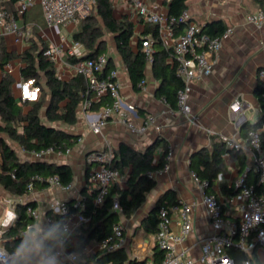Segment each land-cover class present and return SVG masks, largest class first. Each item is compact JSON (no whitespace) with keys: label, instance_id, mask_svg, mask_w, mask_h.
<instances>
[{"label":"crops","instance_id":"1","mask_svg":"<svg viewBox=\"0 0 264 264\" xmlns=\"http://www.w3.org/2000/svg\"><path fill=\"white\" fill-rule=\"evenodd\" d=\"M17 0H5L10 11H13ZM125 0H113L114 15L120 18L127 15L135 25V33L141 31L142 25L135 9V3L131 0L127 9L117 16L115 4ZM155 12L167 14L163 0H141ZM187 11L190 19L199 25L222 20L227 25L226 32L222 35V47L217 57V62L212 73L196 80L192 84L190 105L192 115L196 120L186 117L176 109L171 110L168 102L161 100L156 95L157 82L152 75L151 66L145 70L146 80L140 91H135L128 78L125 65L117 53L114 38V54L111 56L114 63L115 77L120 84V93L124 102L123 107L128 111V116L136 123L144 122L149 116L154 117V122L149 125L143 134L131 132L124 123L116 117L107 122L98 132L89 127V121L93 114L99 110L78 109L77 122L66 131L79 136L77 143L69 153L58 155L56 153L46 155L39 160H45L56 164H66L73 171V180L69 189L50 185L49 187L28 193L24 197H16L8 204V208H0V220L5 211L19 202L34 200L40 216L35 220V227L31 233L34 240L40 238L42 243L49 228L45 216L49 212V204L53 199H61L69 202L81 201L96 189L92 179L94 163L87 161V155L91 152L103 150L110 145L117 149L124 143L136 150L144 151L152 144L158 143L155 148V159L163 152L164 142L167 144L168 154L165 162H168V170L156 172L155 185L147 193L144 202L130 218L121 216L120 222L124 226L126 245L122 247L129 259L137 257V260L153 261V252L156 248L155 234L147 232L143 227V220L153 211L157 204H170L176 201H184L192 204L191 220L192 231L188 237L178 245L187 257L199 263L201 240L217 231L211 224L202 203V190L200 184L193 177L191 161L197 158L198 151L212 150L213 143L224 141L223 169L214 181L212 189L223 201V210L230 219H236L240 214L242 200L237 190L234 189L235 179L245 174L246 180L254 184L258 175L254 155L247 145V132L259 122L262 115V106L256 93L260 75L264 71V23L256 26L247 20L248 15L262 10L256 0H188ZM125 3L120 4L123 9ZM36 11L29 10L18 22L33 34L32 39L24 42L15 40L14 35L6 34L0 44L2 51L13 53L15 56L0 66V80L5 73L13 77L12 89L17 96V83L21 80L20 68L23 65L20 55L29 48L32 42L51 45H68L73 41L72 34L78 29V25H61L59 31L47 26L39 5ZM42 19V24L37 20ZM74 25V26H72ZM36 28V29H33ZM35 30L34 32L32 31ZM63 30V31H62ZM31 37V36H30ZM170 42V41H169ZM165 44V43H164ZM170 47L169 45L165 44ZM109 47V45L107 44ZM62 65L56 67L57 75L64 80L71 79L73 75L72 64L66 56L61 57ZM241 102V111L233 112L230 105L233 101ZM128 105H133L130 110ZM27 110V107H23ZM243 115L244 120L238 123ZM231 142L239 144L238 148ZM15 149V148H14ZM17 156L22 161L37 160L22 148L15 149ZM169 156L168 160L167 157ZM22 157V158H21ZM243 158V166L240 160ZM2 157L0 154V164ZM159 170V169H158ZM156 170V171H158ZM127 171V169H126ZM125 185V175L117 182ZM231 188L230 195L223 192V187ZM164 199V202H159ZM83 203V202H82ZM172 229L178 230V214L173 215ZM78 238L73 234L69 246L74 245ZM86 255L98 252L96 240H91L84 248ZM257 264H264V245H258L255 250ZM48 264H60L53 255L48 256Z\"/></svg>","mask_w":264,"mask_h":264},{"label":"trees","instance_id":"2","mask_svg":"<svg viewBox=\"0 0 264 264\" xmlns=\"http://www.w3.org/2000/svg\"><path fill=\"white\" fill-rule=\"evenodd\" d=\"M94 1L92 12L81 19L78 29L72 34L73 40L82 43L87 52L81 58H69L68 61L76 63L87 57L95 58L105 55L108 46L103 39V29L98 24L97 19L99 18L104 29L114 38L117 53L126 67L133 90H141V82L146 80V67L150 65L153 78L158 84L156 95L163 97L171 108L176 109L177 92L182 88L183 81L176 74V61L172 48L166 46L160 37L159 25L141 18L139 22L142 29L136 34L131 18L127 15L120 18L115 17L113 0ZM187 2L188 0H163L168 18L175 17L176 19L173 24L176 35L185 26L184 21H180L179 18L182 12L187 10ZM256 2L264 10V0H256ZM227 28L222 20L201 25L202 31L212 36L223 35ZM33 34L28 40L32 39ZM149 45L152 56L150 64H148L146 53V47ZM47 48L46 43L39 45L32 42L29 48L20 55L23 63L20 68L21 79H35L41 90L38 101L21 103L12 89L14 79L10 74L5 73L0 80V154L2 157L0 188L17 198L28 194L27 184L30 182L36 190L49 187L48 179L52 176H58L62 185H69L73 180V171L66 164H56L45 160L22 161L17 156L14 147L1 135H7L26 151H39L50 147L63 151L72 149L79 136L58 127L56 123L74 125L77 122L78 109L86 99L92 97V92L88 90L82 75H75L69 80L61 79L57 75L54 62L44 55ZM14 56L13 53L2 51L0 66ZM106 57L108 63L103 75L114 69L112 57ZM111 78L116 79L115 76ZM256 93L261 102L262 115L254 127L264 123V78L259 80ZM107 102V98L93 102L90 110H99ZM24 106L27 110H24ZM43 108L44 114H42ZM42 118H45L47 122H44ZM157 144H152L146 150L140 151L122 143L114 150L111 166L125 175V185L120 186L117 182L113 183L100 205H96L93 201L96 189L82 200L84 206L81 213L89 217L90 221L87 226H82L77 230L78 240L70 246L71 249L80 253L78 264H139L145 262L129 259L122 248L111 253L96 252L89 255L83 252V248L91 240H102L109 237L112 234L113 224L119 222L121 216L130 218L144 202L147 193L155 185L154 178L149 177L148 173L161 169L168 154L167 144L164 142L163 152L158 159H155ZM261 144L264 147V131L261 134ZM223 145L224 141L213 143L211 151L202 149L198 151L197 158L191 161V167L198 181L207 183L204 188L206 192L213 191V183L223 169L225 152ZM243 163L244 160L241 158V166ZM254 187L258 193L264 194V186L257 183V177ZM223 192L229 196L231 188L224 186ZM1 199L0 195V202ZM115 199L118 200L120 210H113ZM159 202H164V199ZM68 204L72 212L77 210L73 207V202ZM160 205L157 204L143 220V227L149 233L156 234L158 231L157 211ZM29 206L36 208L37 202L34 200L19 202L16 206L18 213L16 220L4 231L3 246L12 255L4 264H25L23 254L32 245V231L28 234L22 232L28 224L35 222L34 217L26 213ZM47 215L51 216L52 221L47 229L43 245L45 255L50 256L55 253L56 239L60 234L65 217L52 214L51 211L47 212ZM257 247L258 244L250 254H245L235 247L230 248L228 253L235 264H242L246 258L251 264H257L255 256ZM163 256L164 251L156 243L153 260L156 264H160ZM60 264L68 263L61 262Z\"/></svg>","mask_w":264,"mask_h":264},{"label":"built area","instance_id":"3","mask_svg":"<svg viewBox=\"0 0 264 264\" xmlns=\"http://www.w3.org/2000/svg\"><path fill=\"white\" fill-rule=\"evenodd\" d=\"M94 0H18L13 11H10L5 0H0V44L6 34H12L16 41L24 42L31 36V31L21 26L18 22L26 12L35 5H39L45 23L55 31H59L61 25L79 24L82 18L89 15L94 8ZM135 9L144 20L159 25L160 37L163 43L172 48L176 61V74L183 81V86L177 92L176 110L186 117L196 120L197 116L192 115L189 102L192 84L194 81L210 75L217 62L218 54L222 47V35L212 36L203 32L201 25L190 19L187 10H184L179 18L184 21L185 26L181 32L175 34L173 24L175 17L168 18L167 14L155 12L141 0H135ZM247 20L261 26L264 23V10L248 15ZM170 41V42H169ZM87 50L78 41H71L68 45H51L44 51V55L54 62L55 67L62 65L61 57L81 58ZM148 64L152 62L151 47H146ZM108 63L105 55L95 58H84L72 64L73 75H82L85 78L88 90L92 92V97L86 99L81 108L90 110L93 102L107 98V104L100 108L98 114L92 116L89 127L98 132L107 122L116 117L133 133L143 134L150 124L154 122V117L149 116L144 122L136 123L128 116V111L123 107V100L120 93V84L115 76V71L103 75ZM264 76V71L260 72ZM145 81L141 82L143 86ZM17 97L21 103L36 102L40 98V86L34 78L20 80L17 83ZM162 101L166 100L162 97ZM264 101V94H263ZM130 110H134L133 105H128ZM233 112L241 111V102L235 100L230 105ZM174 110L171 108V112ZM244 120L243 115L238 119V123ZM264 131V123L253 127L247 132V145L252 150L258 172L257 183L264 186V147L261 144V134ZM235 148L239 144L231 142ZM71 149L55 150L52 147L44 150L29 151L34 159H42L46 155L56 153L62 155L69 153ZM114 149L110 145L103 150L91 152L87 155V161L94 163L92 179L96 184V192L93 201L100 205L109 187L118 182L122 174L118 169L111 166ZM169 156L167 157L168 160ZM168 162L158 171H150L148 176L154 178L156 172L167 171ZM195 180L198 179L192 173ZM13 176V175H12ZM50 185H56L64 189H69V185H62L58 176L49 177ZM199 182V181H198ZM202 190V203L205 207L208 218L212 226L217 231L201 240L199 263L201 264H235L229 255L228 250L235 247L245 254L258 245H264V194L255 190L254 184L246 180L245 174L239 175L234 181V189L238 191L242 200L240 214L236 219H230L223 210V201L214 191L204 190L206 182H199ZM28 193L34 190L32 182L27 184ZM84 204L81 201L73 202L76 211H71L69 204L65 200L53 199L49 204V211L52 214L64 216L61 231L56 239V250L53 257L60 262L68 264H78L80 253L70 248L71 237L82 226H87L90 219L81 213ZM192 204L184 201H175L170 204H161L157 211L158 231L155 234V241L158 247L164 251V256L160 264H194V261L187 257L185 252L178 248L192 231L191 211ZM113 210H120L118 200L113 203ZM26 213L38 219L40 212L37 208L27 207ZM178 214L179 229H172L173 215ZM16 205L5 211L4 217L0 220V264H4L11 258V253L3 246L2 237L4 231L17 218ZM46 223H51V216H45ZM35 222L27 225L22 232L28 234L34 230ZM126 245V236L123 224L119 221L112 226V234L102 240H96L98 252L111 253L121 249ZM133 259L137 260V257ZM139 264H156L153 261H145ZM242 264H251L248 258Z\"/></svg>","mask_w":264,"mask_h":264},{"label":"rangeland","instance_id":"4","mask_svg":"<svg viewBox=\"0 0 264 264\" xmlns=\"http://www.w3.org/2000/svg\"><path fill=\"white\" fill-rule=\"evenodd\" d=\"M133 1L135 3V0ZM122 3H125V5L123 6V9L121 10L120 4ZM129 4H131V0H125V1H121L120 3H116L115 4V14L119 16L123 12L124 9L128 8ZM37 7L38 6L35 5L32 8V11L35 12ZM37 20L42 24V19L40 17H38ZM97 20H98V24L103 29V39L105 43L109 45V47L107 48L108 50L105 52V56H108V54H114L115 50H114L113 36L104 29L101 19L98 18ZM42 114H44V108L42 110ZM42 120L44 122H47L45 118H42ZM56 125L66 130L70 128V126L65 125L63 123H56ZM1 136L5 137L8 143L12 145L17 151H22V148L19 146V144L9 139L7 135L2 134ZM0 195L2 198L0 202V208L2 207L5 209L8 208V204H10V202L16 198L15 196L5 191L3 188H0ZM23 257H24L25 264H48L47 263L48 256H46L44 253V245L42 243V240L40 238H38L37 240H34V236H32V245L24 252Z\"/></svg>","mask_w":264,"mask_h":264}]
</instances>
